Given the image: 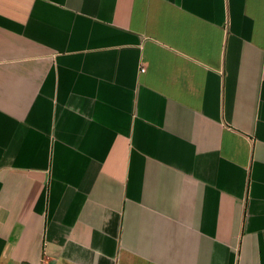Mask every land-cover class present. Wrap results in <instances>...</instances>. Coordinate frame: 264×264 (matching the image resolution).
<instances>
[{
    "label": "crops",
    "instance_id": "1",
    "mask_svg": "<svg viewBox=\"0 0 264 264\" xmlns=\"http://www.w3.org/2000/svg\"><path fill=\"white\" fill-rule=\"evenodd\" d=\"M0 264H264V0H0Z\"/></svg>",
    "mask_w": 264,
    "mask_h": 264
},
{
    "label": "built area",
    "instance_id": "2",
    "mask_svg": "<svg viewBox=\"0 0 264 264\" xmlns=\"http://www.w3.org/2000/svg\"><path fill=\"white\" fill-rule=\"evenodd\" d=\"M141 69L144 70V67H142Z\"/></svg>",
    "mask_w": 264,
    "mask_h": 264
}]
</instances>
